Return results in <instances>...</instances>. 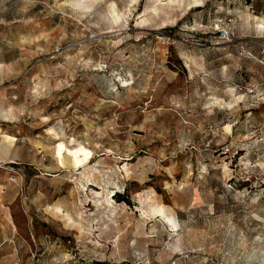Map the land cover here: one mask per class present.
Listing matches in <instances>:
<instances>
[{"label": "rangeland", "instance_id": "1", "mask_svg": "<svg viewBox=\"0 0 264 264\" xmlns=\"http://www.w3.org/2000/svg\"><path fill=\"white\" fill-rule=\"evenodd\" d=\"M262 83L264 0H0V264H264Z\"/></svg>", "mask_w": 264, "mask_h": 264}, {"label": "built area", "instance_id": "2", "mask_svg": "<svg viewBox=\"0 0 264 264\" xmlns=\"http://www.w3.org/2000/svg\"><path fill=\"white\" fill-rule=\"evenodd\" d=\"M221 36L223 38H226V37H228V33L227 32H222ZM262 88H264V83H262ZM131 264H143V262L142 261H135V262H132Z\"/></svg>", "mask_w": 264, "mask_h": 264}, {"label": "trees", "instance_id": "3", "mask_svg": "<svg viewBox=\"0 0 264 264\" xmlns=\"http://www.w3.org/2000/svg\"><path fill=\"white\" fill-rule=\"evenodd\" d=\"M118 195H120V194H118Z\"/></svg>", "mask_w": 264, "mask_h": 264}]
</instances>
